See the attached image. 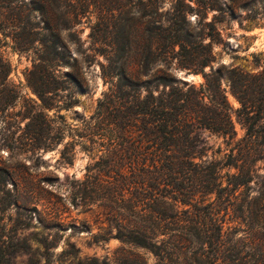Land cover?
<instances>
[{
	"label": "rangeland",
	"instance_id": "1",
	"mask_svg": "<svg viewBox=\"0 0 264 264\" xmlns=\"http://www.w3.org/2000/svg\"><path fill=\"white\" fill-rule=\"evenodd\" d=\"M47 8L44 15L8 11L4 16L10 27L0 29V52L12 68L9 81L19 90L15 104L0 111V264H163L167 258L161 261L153 252L114 237L123 231L118 224L125 223L115 203L103 206L101 200L89 204L81 200L80 181L94 161L90 155L97 146L91 140L97 135L92 134L90 117L110 86L102 66L115 52L114 57L123 55L128 72L135 77L142 62L149 60L143 80L172 75L175 81L166 91L180 89L193 101L200 86H206L203 74L212 68L217 79L204 92L203 106L196 108L220 120L214 101L225 104L236 136L230 141L228 135L197 128L196 147L203 155L192 160L222 161L246 132L239 115L240 100H250L252 113L264 104V0H50ZM213 16L221 21L218 41L211 47L212 59L203 72H188L180 63L207 54L208 48L202 45L209 36L201 40V35L203 23ZM11 24L18 27L12 29ZM186 31L191 33L189 49L170 44L174 35ZM188 50L196 53L189 55ZM232 70L244 72L236 77L234 88ZM50 86L60 89L46 94L51 105L43 108L35 88ZM148 89L156 95L163 87ZM145 94L142 88L141 95ZM62 152L70 159H63ZM254 167L264 175V156ZM115 170L109 171L112 183L104 191H119L126 197L125 181L119 186L113 183ZM121 172L128 173L127 165ZM194 198L201 205L215 199V194L195 192ZM182 208H190L178 214L182 223L199 220L191 212L194 207ZM217 208L218 217L227 221L222 206ZM198 247L196 242H181L167 264H198Z\"/></svg>",
	"mask_w": 264,
	"mask_h": 264
},
{
	"label": "trees",
	"instance_id": "2",
	"mask_svg": "<svg viewBox=\"0 0 264 264\" xmlns=\"http://www.w3.org/2000/svg\"><path fill=\"white\" fill-rule=\"evenodd\" d=\"M49 1L0 0V15H3L0 29L5 31L10 27L5 22L6 12L28 10L44 15L48 12ZM220 21L221 18L213 16L203 23L201 40L209 36V41L202 46H206L208 52L203 58L181 62V67L188 72H203V67L212 59L211 47L218 41L217 23ZM11 27L18 26L11 24ZM207 28L210 32L205 31ZM190 36L189 31L174 35L170 44L178 45L180 50L189 49ZM187 53L194 55L196 51L188 50ZM114 56L115 52L113 59L109 56L107 65L102 66V75L110 79V86L98 99L96 111L90 117L94 120L92 134L97 135V139L91 140L97 146L92 148L95 150L90 155L94 161L86 166L85 178L80 181L83 203L96 200H101L103 203L99 205L103 206H107L106 202L115 203L118 207L116 213L125 223L118 224L123 231L118 230L114 237L153 252L161 261L166 258L167 262L172 261L171 257L178 253L181 242H196L201 250L195 252L198 264H264V175L254 167L255 162L264 156V123L258 124L264 121V104L258 112L252 113L254 105L250 100H240L239 115L245 123V135L230 147L224 160L195 162L192 158L203 155L196 147L197 128L205 127L228 135L230 141L236 136L225 104L213 100L222 115L220 120L196 108L197 105L203 106L204 92L217 79L212 68L203 74L206 86H200L196 101H193L180 89L166 91V87L175 81L172 75L158 74L153 80H143L149 73V60L142 62L138 76L133 77L123 55L121 58ZM11 70V63L0 52L2 112L15 104L19 94L9 81ZM243 74L242 70H232L233 88L236 77ZM71 77L79 88L83 87L75 75ZM150 84L156 88L162 85L163 89L154 95L153 90L148 89ZM142 88L146 91L144 96L141 95ZM59 89V86L35 88L43 108L51 105L46 94H57ZM107 130L108 135L104 133ZM124 132H127L126 142H123ZM259 137L262 139L258 140ZM62 157L70 159L66 152H62ZM124 165H127L128 173L121 172ZM224 167L228 169L220 175L219 171ZM111 170L117 175L113 183L119 186L125 181L122 189H126V197L119 191H104L112 183L109 179ZM195 192L204 196L214 193L215 199L203 203V198V204L198 205L193 202ZM186 205L194 207L191 212L199 218L195 224L188 225L179 219L181 211L190 212V208L181 209ZM219 206H222L224 215H228L227 221L218 217Z\"/></svg>",
	"mask_w": 264,
	"mask_h": 264
}]
</instances>
